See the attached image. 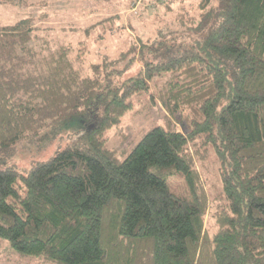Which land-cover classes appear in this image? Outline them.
I'll use <instances>...</instances> for the list:
<instances>
[{"label": "trees", "instance_id": "16d2710c", "mask_svg": "<svg viewBox=\"0 0 264 264\" xmlns=\"http://www.w3.org/2000/svg\"><path fill=\"white\" fill-rule=\"evenodd\" d=\"M199 8L196 26L134 44L126 68L123 56L87 66L83 40L54 41L32 14L0 24V245L35 264H264V0ZM146 94L183 129L153 126L119 156L106 132ZM78 119L81 145L26 172L8 164ZM209 153L217 198L196 161Z\"/></svg>", "mask_w": 264, "mask_h": 264}, {"label": "rangeland", "instance_id": "374dc122", "mask_svg": "<svg viewBox=\"0 0 264 264\" xmlns=\"http://www.w3.org/2000/svg\"><path fill=\"white\" fill-rule=\"evenodd\" d=\"M199 2L200 0H22L13 6L0 7V24L32 14L38 20L37 23L50 27L44 31L51 34L54 41L59 39L61 42L76 44L83 40L84 53L80 55L84 57L87 66L104 62L106 57L112 60L123 56L121 66L126 68L131 58L128 51L134 44H140V40L153 44L161 34L181 32L189 26H196L202 12ZM106 18H113V21L97 25ZM190 33L191 31H187L186 35ZM32 45L39 49L41 41L33 42ZM141 68L142 62L136 59L123 78L138 74ZM151 91L157 93L156 82L152 83ZM150 96L146 94L136 97L133 110L122 119L120 125L106 132L108 146L114 148L119 156L124 157L131 151L141 135L153 126H166L168 121H172L177 128L183 129L181 123L170 117L162 103L158 100L153 102ZM86 125L87 122L83 119L58 124L51 129L52 133L46 139H36L34 142L31 140L17 146V150L7 160L8 164L26 172L34 164L49 160L56 152L79 145L78 138ZM196 161L202 177L210 186V196L217 198L221 185L214 155L209 153L202 164L199 159ZM172 183L177 191L181 192L185 188L182 179L177 176L172 178ZM215 211L213 205L207 212V228L214 226ZM35 263L33 259L20 258L5 245H0V264Z\"/></svg>", "mask_w": 264, "mask_h": 264}]
</instances>
